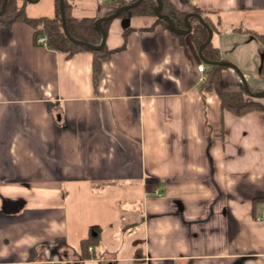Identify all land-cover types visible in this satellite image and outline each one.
Returning a JSON list of instances; mask_svg holds the SVG:
<instances>
[{"label": "crops", "instance_id": "obj_1", "mask_svg": "<svg viewBox=\"0 0 264 264\" xmlns=\"http://www.w3.org/2000/svg\"><path fill=\"white\" fill-rule=\"evenodd\" d=\"M40 1L25 13L51 16ZM166 1L203 10L213 46L264 90V0ZM68 2L77 18L111 9ZM33 33L0 24V264H264V113L200 89L189 34L114 17L104 43L119 50L94 81L89 51Z\"/></svg>", "mask_w": 264, "mask_h": 264}, {"label": "trees", "instance_id": "obj_2", "mask_svg": "<svg viewBox=\"0 0 264 264\" xmlns=\"http://www.w3.org/2000/svg\"><path fill=\"white\" fill-rule=\"evenodd\" d=\"M111 9L106 11V15L112 14L120 6L134 2L135 0H109ZM53 13L51 16H28L25 13V5L28 3L26 0H6L4 10L0 13V24L6 28L11 27L14 22H23L29 25L34 30V39L39 35L46 36V46L50 49L63 52L67 57L74 53L86 50L92 54V78L95 81L99 76L101 64L106 61L110 55L115 52L116 49H107L105 43L99 49H91L81 43L72 41L65 35L62 29L61 16L59 11V0L53 1ZM2 0H0V7ZM156 0H141L137 5L122 11L118 17H130L135 15H149L155 17V22L159 23L163 28L168 29L173 35L178 38H183L185 34H176L169 26V24L156 17L154 11L156 8ZM72 5L68 0H63V11L65 17V27L70 37L75 40L92 44L93 46L99 45L101 41V32L94 27V18L82 17L77 18L71 14ZM192 12L202 16V19L210 29L212 33L214 31L213 24L208 20L205 12L199 9L193 4ZM161 14L168 16L172 23H174L177 29H184V15L186 13L178 11L171 3L166 0H161ZM116 16V17H117ZM112 19V18H111ZM101 21V26L104 29V33L107 32V26L111 20ZM188 23L190 25L189 38L195 48L198 49L201 43H203L207 37V29L198 21V18L194 15L188 17ZM239 33L254 34L257 38H261L254 32H249L247 29H236ZM121 48V47H119ZM202 56L208 61H227L224 59L217 47L213 46L211 40L208 44L202 48ZM208 70L205 72V78L200 84V89L203 92H215L219 98L220 105L223 109L231 112L235 116H242L244 114L260 111L264 113V103L258 101L261 97L249 96L244 88L241 80L231 67L223 64L206 65ZM259 74H264L263 65L259 69ZM252 92L258 91L256 88H250ZM82 247L86 250L89 246L93 245L92 240H83Z\"/></svg>", "mask_w": 264, "mask_h": 264}, {"label": "water", "instance_id": "obj_3", "mask_svg": "<svg viewBox=\"0 0 264 264\" xmlns=\"http://www.w3.org/2000/svg\"><path fill=\"white\" fill-rule=\"evenodd\" d=\"M26 1L30 2V3L37 2V0H26ZM140 1L141 0H135L132 3L122 5L116 11H114L112 14L105 15L103 17H99V18L95 19L94 23H93L94 24L93 26L96 27L101 32V41H100L99 45L93 46L92 44H89V43H86V42H82V41H79V40H75V39H73L72 37L69 36V34L67 32V29L65 27L66 25H65L64 11H63V0H59V11H60V16H61L62 29H63L65 35L68 36L72 41H74L76 43H81V44L86 45L88 47H91V49L92 48L93 49H99V48H101L103 46L104 41H105V33H104L103 27L101 26V21L109 20L111 18L116 17L117 14L119 15L122 11H124V10H126L128 8L131 9V7L137 5ZM156 2H157V4H156L155 11H154L156 17L166 21L169 24L170 28L176 34H185L186 35L187 33H189L190 32V25L188 23V17L192 16V15L196 16L198 18V21L200 23H202L205 26V28L207 29V37H206L205 41L200 44V46L198 47V50H197V53H198L199 58L201 59V61H203L205 64H209V65H212V64L227 65L228 64L229 67H231L235 72H237V74H238V76H239V78L241 80V83L243 84V88H244L245 92L249 96L256 98V97H261V96L264 95V90L255 91V92H252L250 90V87H249L245 77L243 76V74L239 71V69L233 63H231L229 61H214V62L213 61H208L202 56V54H201L202 48H204V46L210 42L211 36H212V30L210 29V27L205 22H203L204 20L202 19L201 15L193 13V12L186 13L184 15V18H183V20L185 22L184 23V26H185L184 29H177L175 27L174 23H172L171 19L168 16L161 14V10H160L161 9V0H156ZM5 4H6V0H2V4H1V7H0V13L3 12Z\"/></svg>", "mask_w": 264, "mask_h": 264}, {"label": "built area", "instance_id": "obj_4", "mask_svg": "<svg viewBox=\"0 0 264 264\" xmlns=\"http://www.w3.org/2000/svg\"><path fill=\"white\" fill-rule=\"evenodd\" d=\"M35 42L41 45H45L46 44V36L45 35H39L36 37ZM197 71L200 73V77H199V81H203L205 78V72L208 70L207 67H205L203 64H198L196 66ZM262 79L264 80V74L262 75ZM156 193V191H155ZM255 220L258 222L264 221V212L260 215V216H256ZM89 251L91 250V247L88 248Z\"/></svg>", "mask_w": 264, "mask_h": 264}, {"label": "rangeland", "instance_id": "obj_5", "mask_svg": "<svg viewBox=\"0 0 264 264\" xmlns=\"http://www.w3.org/2000/svg\"><path fill=\"white\" fill-rule=\"evenodd\" d=\"M45 1H46V0H41L40 2H38L37 4H35L34 7H35V9H38V14H43L44 11L42 10L41 7L44 5ZM262 98H263V97H262ZM262 98H261V99H262Z\"/></svg>", "mask_w": 264, "mask_h": 264}]
</instances>
